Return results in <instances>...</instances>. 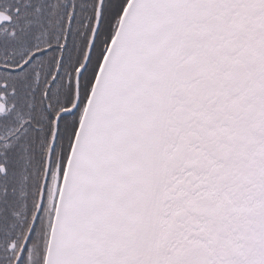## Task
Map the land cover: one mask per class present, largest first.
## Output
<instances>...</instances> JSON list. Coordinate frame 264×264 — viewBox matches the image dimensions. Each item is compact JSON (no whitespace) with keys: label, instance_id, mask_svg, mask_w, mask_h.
Wrapping results in <instances>:
<instances>
[{"label":"snow or ice","instance_id":"snow-or-ice-1","mask_svg":"<svg viewBox=\"0 0 264 264\" xmlns=\"http://www.w3.org/2000/svg\"><path fill=\"white\" fill-rule=\"evenodd\" d=\"M0 264H264V0H0Z\"/></svg>","mask_w":264,"mask_h":264}]
</instances>
